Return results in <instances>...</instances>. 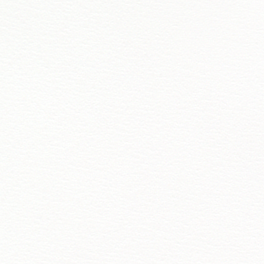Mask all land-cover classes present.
Instances as JSON below:
<instances>
[{"label": "snow or ice", "instance_id": "snow-or-ice-1", "mask_svg": "<svg viewBox=\"0 0 264 264\" xmlns=\"http://www.w3.org/2000/svg\"><path fill=\"white\" fill-rule=\"evenodd\" d=\"M0 264H264V0H0Z\"/></svg>", "mask_w": 264, "mask_h": 264}]
</instances>
